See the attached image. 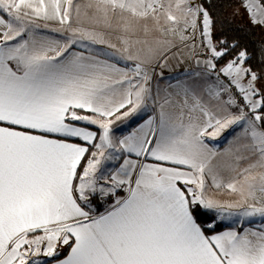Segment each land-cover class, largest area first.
Wrapping results in <instances>:
<instances>
[{
  "label": "snow or ice",
  "instance_id": "6c2138e0",
  "mask_svg": "<svg viewBox=\"0 0 264 264\" xmlns=\"http://www.w3.org/2000/svg\"><path fill=\"white\" fill-rule=\"evenodd\" d=\"M235 5L255 47L214 0H0V264H264V0Z\"/></svg>",
  "mask_w": 264,
  "mask_h": 264
},
{
  "label": "crops",
  "instance_id": "0c3cea01",
  "mask_svg": "<svg viewBox=\"0 0 264 264\" xmlns=\"http://www.w3.org/2000/svg\"><path fill=\"white\" fill-rule=\"evenodd\" d=\"M82 22L85 24L83 20ZM117 23H118V20L114 19L113 26L111 29L107 31L105 35V39L108 43L116 44L119 47L120 46V41H119L120 31L116 27ZM157 37H159V33L153 32L147 38H145L143 30L140 29L137 35L133 37V39L134 40L140 39L141 41H144L145 39H147L148 43L154 46L155 39ZM96 47L97 49H101V48H105L106 45H101V46H96ZM144 48H145V45L142 42L140 44H136L133 47L132 51L133 53H135L137 49H144ZM122 65H123V62H121V66ZM175 66H176V61H171L169 65L170 69L175 68ZM186 66L187 65L185 64V67ZM165 75H166V79L160 82L161 88L165 87L166 84L169 83L170 81L174 82V79H173L174 77L182 76L183 74L179 71V69H176L175 71L166 72ZM141 115H143L145 119L147 118V116L144 115L143 113ZM141 122L142 120L139 117H133L127 123L117 122V124L114 125V135H116L117 137H120L126 134L128 131H130L132 127H135L137 124ZM239 131H240L239 128H237L235 131L228 130V131L223 132L216 140L207 141L210 146L216 148L218 151V155L213 160V164L221 168L222 174L226 181L231 180L236 175V172L227 170L225 166L234 162L232 153H235L236 149L240 148L241 145L244 143L243 141L236 139L237 133ZM228 149H231V152L227 151ZM243 154L246 155V153H243ZM251 162L252 160H245L242 163H240L239 168L246 167L247 164ZM239 168L236 169L237 172L239 171ZM257 171H261V169H257ZM210 193L215 195L217 198L221 200H237L236 196L229 195L227 194V191H224V190L217 191L214 189H210ZM231 224H232L231 221L223 222V225L227 227L231 226Z\"/></svg>",
  "mask_w": 264,
  "mask_h": 264
},
{
  "label": "trees",
  "instance_id": "16d2710c",
  "mask_svg": "<svg viewBox=\"0 0 264 264\" xmlns=\"http://www.w3.org/2000/svg\"><path fill=\"white\" fill-rule=\"evenodd\" d=\"M214 3L216 5L215 15L217 16L218 26L222 21L224 27L229 30V35H239L242 37V42L248 43L250 47H255V41L261 38L260 30L255 29L251 35H248L247 17L245 16L244 19H240L239 17L234 18L232 16L234 7L236 6L235 0H214ZM239 29H243V31ZM222 227L227 226L222 225Z\"/></svg>",
  "mask_w": 264,
  "mask_h": 264
},
{
  "label": "rangeland",
  "instance_id": "374dc122",
  "mask_svg": "<svg viewBox=\"0 0 264 264\" xmlns=\"http://www.w3.org/2000/svg\"><path fill=\"white\" fill-rule=\"evenodd\" d=\"M85 2V0H77V3H84ZM84 22H85V25H89V21L87 20V19H85V18H81ZM255 171H257V169L255 170ZM227 194H229V195H233V196H236L237 197V199H239L238 198V195H236V194H232V193H230V192H227Z\"/></svg>",
  "mask_w": 264,
  "mask_h": 264
}]
</instances>
